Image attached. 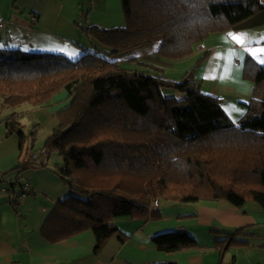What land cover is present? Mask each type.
<instances>
[{"label": "trees", "instance_id": "1", "mask_svg": "<svg viewBox=\"0 0 264 264\" xmlns=\"http://www.w3.org/2000/svg\"><path fill=\"white\" fill-rule=\"evenodd\" d=\"M121 2L124 26L82 28L105 56L88 53L71 61L0 50V99L8 109L40 107L63 90L71 96L43 151L63 159L56 174L73 194L55 205L41 228L43 239L55 244L90 231L98 253L116 235L122 243L128 239L118 219L157 221L162 203L225 200L264 210V64L246 58L244 77L255 88L235 124L220 99L195 84L194 68L174 81L158 67L126 70L107 58L161 38L160 56L185 59L211 34L263 11L264 0ZM5 123L8 135L27 137L14 112ZM235 236L215 241L221 255L243 244ZM151 241L162 252L203 248L185 230Z\"/></svg>", "mask_w": 264, "mask_h": 264}, {"label": "crops", "instance_id": "2", "mask_svg": "<svg viewBox=\"0 0 264 264\" xmlns=\"http://www.w3.org/2000/svg\"><path fill=\"white\" fill-rule=\"evenodd\" d=\"M82 1L0 0V50L50 53L71 61L91 53L97 43L84 38L78 23ZM89 2L91 14L96 15L88 18L87 26L125 25L123 7L118 9L121 0ZM160 44L157 38L109 59L121 68V61L136 62L144 71L158 67L174 81L184 80L194 68L195 84L220 99L229 119L237 124L243 118L255 88L244 77L246 58L264 64V10L226 32L211 34L185 59L160 56ZM70 103L65 90L36 108L25 104L10 110L0 99V178L8 187L0 194V264H264V210L253 203L237 207L225 200L162 203L157 221L120 218L117 226L128 239L122 243L116 235L98 253L90 231L55 244L45 241L40 232L44 222L57 203L73 194L56 174L63 159L36 148L34 140L26 148L27 137L8 135L5 120L14 112L24 132L33 128L49 136L58 124L57 114ZM176 230L187 231L203 248L162 252L151 241L155 235ZM226 234H236L243 244L221 255L215 241Z\"/></svg>", "mask_w": 264, "mask_h": 264}, {"label": "rangeland", "instance_id": "3", "mask_svg": "<svg viewBox=\"0 0 264 264\" xmlns=\"http://www.w3.org/2000/svg\"><path fill=\"white\" fill-rule=\"evenodd\" d=\"M121 6H122V4H120L118 6V9H120V11H122ZM82 7H83V10H82V14L83 15L81 17V20L78 21V23L80 24L81 29L83 27H85V26L88 25V18L90 19L91 17H94L96 15V14H91V12H92V6L90 5L89 0H83L82 1ZM95 26H100L101 27V25H96V24H95ZM122 26H124V25H122ZM115 27H119V26H115ZM102 28H104V27H102ZM83 35H84V32H83ZM84 38L86 39L88 37L86 35H84ZM94 45H95L94 46V49H92L91 53H94V54L97 53V54H99L101 56H105L104 55L105 53H103L101 51H97L98 49H96V47L99 48V49H101L100 48L101 46H99V44H94ZM114 55H121V53L114 54ZM107 58L109 59L111 57L108 56ZM109 60H112V59H109ZM120 65L123 68L129 69V70H136L137 69L138 71H144V68L143 67H140L136 62L121 61L120 62ZM25 133L27 134V138H26V148L28 147L29 142L30 141L32 142V140H34V142L36 144L35 145L36 148H43L44 143H45L46 139L48 138V135H46L48 133H45L44 131H41L40 132L39 130L36 131V129H33V128L28 129Z\"/></svg>", "mask_w": 264, "mask_h": 264}, {"label": "built area", "instance_id": "4", "mask_svg": "<svg viewBox=\"0 0 264 264\" xmlns=\"http://www.w3.org/2000/svg\"><path fill=\"white\" fill-rule=\"evenodd\" d=\"M36 20V18H34V21ZM2 25V19L0 18V27ZM8 190L7 185H5L4 181L0 178V194L1 193H5ZM155 207H157L158 205L155 204ZM230 264H235V262H231Z\"/></svg>", "mask_w": 264, "mask_h": 264}, {"label": "water", "instance_id": "5", "mask_svg": "<svg viewBox=\"0 0 264 264\" xmlns=\"http://www.w3.org/2000/svg\"><path fill=\"white\" fill-rule=\"evenodd\" d=\"M71 129V127H69V128H67V129H65L64 130V133H67V132H69V130ZM69 183H70V180L68 181Z\"/></svg>", "mask_w": 264, "mask_h": 264}]
</instances>
